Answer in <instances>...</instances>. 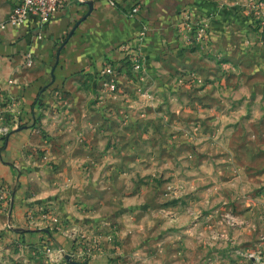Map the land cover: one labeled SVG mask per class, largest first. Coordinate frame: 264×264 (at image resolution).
<instances>
[{"label":"rangeland","instance_id":"374dc122","mask_svg":"<svg viewBox=\"0 0 264 264\" xmlns=\"http://www.w3.org/2000/svg\"><path fill=\"white\" fill-rule=\"evenodd\" d=\"M258 25L256 48L197 36L138 70L115 63L112 92L104 64L25 115L0 97V154L26 133L17 183L0 181V264H264ZM18 189L31 200L21 219Z\"/></svg>","mask_w":264,"mask_h":264},{"label":"crops","instance_id":"0c3cea01","mask_svg":"<svg viewBox=\"0 0 264 264\" xmlns=\"http://www.w3.org/2000/svg\"><path fill=\"white\" fill-rule=\"evenodd\" d=\"M109 1L71 0L63 4L41 29L37 19L31 18L23 27H8L2 33L0 94L14 104L16 113L25 115L35 101L36 108L50 104L54 93L49 89L88 80V74L95 68L100 69L108 61L118 59L121 55L118 54V46L127 41L133 43L144 28L147 33L141 44L142 61L156 60L163 50L180 44L181 39L192 41L197 35L185 34L181 30L185 12H193L209 24L207 39L240 36L249 40L246 43L251 46L248 47H259L255 27L242 10L248 5V0H112L114 5ZM133 6H137L139 12L130 17L128 14ZM7 15H0V20ZM28 49L34 55L30 68L24 65L22 57ZM25 135L24 130L13 133L0 154V181L6 185L17 183L11 172L13 168L18 170L17 164H12V161L22 157ZM22 191L18 189L15 193L17 205L14 204L15 215L20 219L24 209L31 205V200H26ZM28 196L30 198L31 195ZM57 204L61 215L76 214L68 204ZM27 234V238H38ZM58 238L56 242L64 248L71 244L70 238Z\"/></svg>","mask_w":264,"mask_h":264},{"label":"built area","instance_id":"2783aa9c","mask_svg":"<svg viewBox=\"0 0 264 264\" xmlns=\"http://www.w3.org/2000/svg\"><path fill=\"white\" fill-rule=\"evenodd\" d=\"M71 0H13L11 10L9 11L7 17L4 20H0V37L2 33L8 28H21L23 27L31 18H36L38 27L41 29L47 25L52 18L59 12L61 6L68 3ZM247 6L242 7L243 14L251 21L253 26L258 25L264 28V0H248ZM111 5L114 2L109 1ZM139 12L137 6H133L129 11V16L134 17ZM184 20L181 24V30L185 34H195L198 38H207L209 34V24L204 22L203 19L196 16L193 12H185ZM262 34L264 30L257 29V32ZM147 29H142L136 36L134 42H124L121 43L117 50L122 55H128L130 61V66L134 70L141 68V44L146 36ZM38 39L41 36L38 35ZM24 65L27 68L32 67L34 61L33 51L28 49L23 54ZM117 70L110 65L106 64L101 71V74L107 78L104 85L109 87L112 92L116 86V74ZM3 98V95L0 94Z\"/></svg>","mask_w":264,"mask_h":264},{"label":"trees","instance_id":"16d2710c","mask_svg":"<svg viewBox=\"0 0 264 264\" xmlns=\"http://www.w3.org/2000/svg\"><path fill=\"white\" fill-rule=\"evenodd\" d=\"M118 54H121V53L118 52ZM115 63H121L123 65V67H127V66L131 65L130 64V61L128 59V55L126 56V55H122V54L120 55V57L118 59L113 60L111 62V65L114 67L115 66ZM114 68H115V70H117L116 67H114Z\"/></svg>","mask_w":264,"mask_h":264},{"label":"water","instance_id":"95a60500","mask_svg":"<svg viewBox=\"0 0 264 264\" xmlns=\"http://www.w3.org/2000/svg\"><path fill=\"white\" fill-rule=\"evenodd\" d=\"M263 37H264V34H263ZM58 57V56H57ZM58 59V58H57ZM52 70H54V68L52 69ZM67 259H68V257H67Z\"/></svg>","mask_w":264,"mask_h":264}]
</instances>
